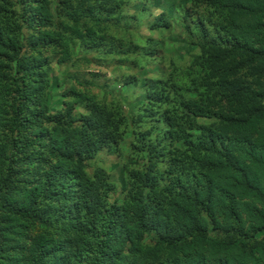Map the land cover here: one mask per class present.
Listing matches in <instances>:
<instances>
[{"label": "trees", "instance_id": "1", "mask_svg": "<svg viewBox=\"0 0 264 264\" xmlns=\"http://www.w3.org/2000/svg\"><path fill=\"white\" fill-rule=\"evenodd\" d=\"M159 2L0 0V264H264V0Z\"/></svg>", "mask_w": 264, "mask_h": 264}, {"label": "rangeland", "instance_id": "2", "mask_svg": "<svg viewBox=\"0 0 264 264\" xmlns=\"http://www.w3.org/2000/svg\"><path fill=\"white\" fill-rule=\"evenodd\" d=\"M149 4L151 7L147 9L145 7H139L138 12H136L134 18L131 19L132 31L134 28L133 37H131V43L133 46L141 45L143 48V45L148 39H155L159 46L164 48L167 54H170L177 59H183L186 54V50L193 49L195 47V45H191L190 47L186 46L185 36H188L189 34L191 35L193 32H187V29L184 25V21L186 20L187 16L195 21L194 24H198V22L196 23L199 18L197 17L196 8L194 7L195 3H191L190 0H161V2L157 4ZM130 9V12H132L133 9ZM124 24L125 20L118 24L119 29L114 27L113 30L119 32L118 36L122 34V30H125ZM187 57L189 56H185V58ZM85 69H87L84 70L86 77L90 76L88 72L90 73L91 70L98 77L107 78L106 80L109 83L112 82L111 79L115 77V75L110 71L103 73L105 70L99 66L88 67ZM59 72L60 70L56 73ZM66 80L67 81L65 85L67 83H71L69 78H66ZM103 81L104 80H99V83ZM50 91L52 90L49 89L47 91L48 95H50ZM112 92L115 91L112 90ZM60 98L61 97H57L52 101L54 103H58Z\"/></svg>", "mask_w": 264, "mask_h": 264}]
</instances>
